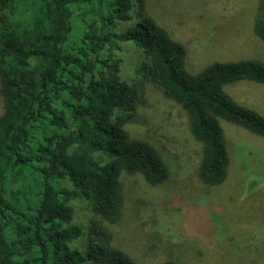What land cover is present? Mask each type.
<instances>
[{
	"label": "trees",
	"instance_id": "trees-1",
	"mask_svg": "<svg viewBox=\"0 0 264 264\" xmlns=\"http://www.w3.org/2000/svg\"><path fill=\"white\" fill-rule=\"evenodd\" d=\"M133 1L0 0V264H139L114 246L108 227L123 214L120 170L151 185L169 174L160 153L124 126L145 102L147 83L187 111L207 185L228 175L220 119L264 136V116L226 91L242 80L264 83V60L214 61L191 73L185 46L153 18L115 30L117 20L132 19ZM253 30L264 41V0ZM123 41L143 52L132 83L114 52ZM77 198L96 216L87 256L71 246L83 234L73 222Z\"/></svg>",
	"mask_w": 264,
	"mask_h": 264
},
{
	"label": "rangeland",
	"instance_id": "rangeland-1",
	"mask_svg": "<svg viewBox=\"0 0 264 264\" xmlns=\"http://www.w3.org/2000/svg\"><path fill=\"white\" fill-rule=\"evenodd\" d=\"M258 0H134L132 19L117 20L126 31L153 18L186 49L185 65L197 73L214 61L264 60V41L253 30ZM121 76L132 83L143 59L132 41L120 43ZM238 103L264 116V83L242 80L226 86ZM125 128L151 144L166 161L168 176L151 185L143 174L120 170L124 188L121 219L109 225L113 244L139 264H264V136L220 119L229 153L226 179L205 184L199 176L202 142L188 113L154 84ZM4 98L0 90V116ZM95 157L112 160L102 152ZM65 186H70L64 181ZM70 204L83 234L71 243L87 256L88 227L96 218L82 198ZM84 264H92L87 258Z\"/></svg>",
	"mask_w": 264,
	"mask_h": 264
}]
</instances>
